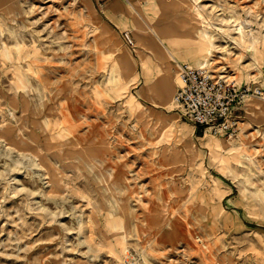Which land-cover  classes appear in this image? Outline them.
<instances>
[{
    "label": "rangeland",
    "instance_id": "rangeland-1",
    "mask_svg": "<svg viewBox=\"0 0 264 264\" xmlns=\"http://www.w3.org/2000/svg\"><path fill=\"white\" fill-rule=\"evenodd\" d=\"M196 1L233 139L166 110L194 0H0V264H264V0Z\"/></svg>",
    "mask_w": 264,
    "mask_h": 264
},
{
    "label": "built area",
    "instance_id": "built-area-1",
    "mask_svg": "<svg viewBox=\"0 0 264 264\" xmlns=\"http://www.w3.org/2000/svg\"><path fill=\"white\" fill-rule=\"evenodd\" d=\"M123 40L133 45L129 33ZM179 84L175 93L183 115L211 135L233 138L239 132L245 90L235 81L210 74L206 67L177 64Z\"/></svg>",
    "mask_w": 264,
    "mask_h": 264
},
{
    "label": "bare ground",
    "instance_id": "bare-ground-1",
    "mask_svg": "<svg viewBox=\"0 0 264 264\" xmlns=\"http://www.w3.org/2000/svg\"><path fill=\"white\" fill-rule=\"evenodd\" d=\"M194 1H195V3L192 6H188V8L186 7V10L184 9L186 19H190L194 23L193 27H192V32L194 34V37H192V39L199 41V44L197 46L198 48L195 51V53L193 54L194 60L192 62L195 64L194 66H201V67L203 66V67H206L208 71H210V69L207 65L209 63L213 64L216 62L215 58H211L213 51L216 48L215 38H214L213 34L209 33V30L212 28L211 24L209 23V21L207 19H205L202 16L201 8H200V5L198 4V2L196 0H194ZM182 21H184V20H182ZM214 28L220 30L221 32H224L225 34H227V32L223 31L222 28H219V27H214ZM238 29H240V28H238ZM224 33H223V35H224ZM130 38L133 42V39L131 36H130ZM133 44H134V42H133ZM249 49H251V51H252V53L249 54V59L251 58L250 60H252V62L255 64V66L258 67V69L257 68H255V69L260 71L259 64H258L259 53H257V50L251 45L249 46ZM204 62H206V63H204ZM182 63H185V62H182ZM177 64H179V63H177ZM177 64H176V73H177ZM186 64H189V63H186ZM189 65H191V64H189ZM191 66H193V65H191ZM218 77L223 78L221 76H218ZM250 77H253V76H250ZM178 84H179V78H178V74H177L176 88H175V92H174V100L170 102V105L166 106V110L168 112H173L174 108L178 107L183 114V110L177 105L176 100H175V93H176V89L178 87ZM247 97H249V96H246V98ZM238 134H239V132H238ZM237 135L233 138H236ZM212 136H215V135H212ZM233 138H227V139H233ZM213 147L217 148L218 144L215 143Z\"/></svg>",
    "mask_w": 264,
    "mask_h": 264
}]
</instances>
